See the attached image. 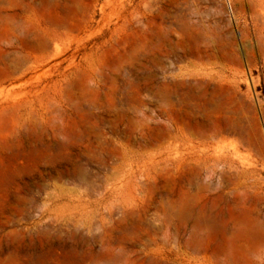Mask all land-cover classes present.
I'll return each instance as SVG.
<instances>
[{
    "label": "rangeland",
    "instance_id": "obj_1",
    "mask_svg": "<svg viewBox=\"0 0 264 264\" xmlns=\"http://www.w3.org/2000/svg\"><path fill=\"white\" fill-rule=\"evenodd\" d=\"M263 13L264 0H0V264H264V58L246 63ZM177 82L193 111L202 83H218L215 110L236 92L245 129L214 141L215 157L238 152L211 180L173 167Z\"/></svg>",
    "mask_w": 264,
    "mask_h": 264
},
{
    "label": "bare ground",
    "instance_id": "obj_2",
    "mask_svg": "<svg viewBox=\"0 0 264 264\" xmlns=\"http://www.w3.org/2000/svg\"><path fill=\"white\" fill-rule=\"evenodd\" d=\"M263 17H262V20H264ZM262 22H263L262 23V25H263L264 21H262ZM263 30L261 31L262 33L260 34V36L258 38H256L257 39V43H255V44L257 45V48H258V51H257L258 54L256 55L255 51H253V50H252L253 52L250 54L251 51L248 52V50H247V52L249 54L247 53L248 56L246 57V63L248 65V68H249L250 72H252L255 64L258 61V58L259 57L260 58H264V32H263ZM253 47H254V45H253ZM237 59H239V58H237ZM18 61L20 62V60H18ZM19 62H18V64H19ZM238 63H241V62H238ZM204 69L205 70H211L212 71V75L213 74H217V75L220 74V71L218 73H214V70H216V68H213V67H210V68L205 67ZM15 70H16V68H15ZM225 71H226V69H225ZM16 73H18V72L17 71L14 72V74H16ZM7 76L8 75H6V77ZM10 76H13V73L9 74V77ZM215 78H216L215 75L212 76L211 77L212 80H210V82H213V80H215ZM202 81L204 82V80H202ZM206 82H204V83L206 84ZM177 83H176V86H175V89H174V93H173L174 97H175V103L173 104V108H174L173 110H174V114H175V116H174L175 128H174L173 142L171 144L172 151L175 154L173 167L175 168V170H182V171L185 170V171H188L190 174L192 173L191 176L193 178L194 177L201 178L203 175H209L207 178L208 179H210V178L212 179L213 176L215 175L214 173H215L216 168L218 166H223L224 168L234 167L233 162L231 163V161H230V153L232 152V154H236L238 152L236 147H234L233 150H230L231 152H228V153L226 152V154L221 153L223 155L219 156V157H215V155L212 152H216V154H217V151H216L217 148L215 146L219 145L218 142H220V141H218L217 143H214L215 140H221L224 137H229V136L239 137V135H242L243 128H244V126H243V124H244L243 121L244 120L239 115V113H237L238 112L237 108H235V104L234 103H236L235 100H236L237 97L233 94V92L234 93H236V92L234 90L232 92L233 95L231 93L229 95L230 98H231L230 99L231 104L229 103L228 106H226V108L224 106L223 109H222V106L220 105V107H218V108H221L222 110L219 111L218 108H216V110H215L214 107L219 106V104L215 106L214 104H216L215 103L216 100L215 99H214L215 101L213 100V96L216 93H218L217 92L218 91L217 89L219 87V86L217 87L218 83L216 84L214 82V84H216L217 88L214 86L216 91L213 88L212 90H214V91L212 93V91L211 92L209 91V87L201 82L202 83V85H201L202 86V93L200 95H202L204 97V99L206 100V104H203V105H206V106H201V104L199 103L200 105L197 104L199 106L198 109L200 108V106L203 107V109L201 108L200 110L193 111V110L189 109L190 108L189 107L190 104L188 105V103L186 101V99L189 98V97L186 98V95L184 93L186 90L185 91L183 90L185 88L186 84L185 83L184 84L183 83H178L177 84ZM197 84H199V82ZM198 86H200V85H198ZM202 96H201V98L203 100ZM197 98H199V97H197ZM201 98H200V100H201ZM203 103H205V102H203ZM222 105H225V104H222ZM232 105H234V107ZM183 114L185 115V118H184ZM237 114L241 118H239ZM198 116L200 117V121L196 119ZM192 120H195L194 127H192V122H191ZM191 186H192V184H191ZM181 212L184 213L186 211L182 210ZM181 212L179 211V214H181ZM183 213H182V215H185ZM255 229H256L255 233L259 232V230H260V229L257 230V227ZM240 233H242V232H238V235H240L239 237H241V235H242ZM224 234L226 236V232H224ZM232 234H236L234 236H237L236 232L235 233L233 232ZM232 237H233V235H232ZM239 237L237 236V237L232 238V239H234V240L237 239L238 240ZM260 238H262V240ZM260 238H259L258 242H261V241L263 242L264 237L260 236ZM251 239H250V241L254 240L255 238L252 239V240ZM228 240H230V239H228ZM234 240L228 241V243H230V242H232ZM239 240H240V238H239ZM226 241H227V239H226ZM226 241L224 242L223 248H224V246L226 247V245L228 244V243L226 244ZM233 243L234 242L231 243L232 246H233ZM244 245L245 244H243V246H241V247H244L243 249H245ZM232 246L229 245V247H232ZM235 246H236V244L232 247L233 251L234 250L235 251L239 250V249L236 250L235 248H238V247H235ZM232 248H231V250H232ZM227 250H229V248ZM227 250H224V253L226 251V254H227V252H228ZM235 251L233 252L234 254L232 253L233 256H235V253H236ZM230 252L231 251L229 250L228 253H230ZM229 255H231V254H229ZM236 257H239L238 256V251H237V254L235 256V259H236ZM243 257H244V255H243ZM227 260H225V261L227 262Z\"/></svg>",
    "mask_w": 264,
    "mask_h": 264
}]
</instances>
